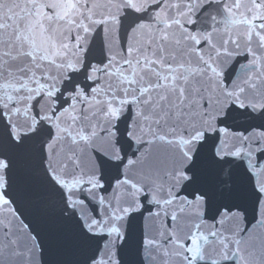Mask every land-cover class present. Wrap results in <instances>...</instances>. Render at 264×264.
<instances>
[{
  "label": "water",
  "instance_id": "obj_1",
  "mask_svg": "<svg viewBox=\"0 0 264 264\" xmlns=\"http://www.w3.org/2000/svg\"><path fill=\"white\" fill-rule=\"evenodd\" d=\"M0 264H264V0H0Z\"/></svg>",
  "mask_w": 264,
  "mask_h": 264
}]
</instances>
